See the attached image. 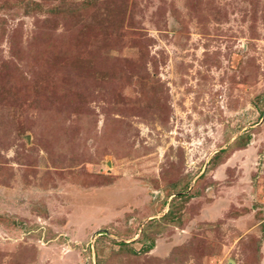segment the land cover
I'll return each instance as SVG.
<instances>
[{
  "label": "rangeland",
  "instance_id": "rangeland-1",
  "mask_svg": "<svg viewBox=\"0 0 264 264\" xmlns=\"http://www.w3.org/2000/svg\"><path fill=\"white\" fill-rule=\"evenodd\" d=\"M0 264H264V0H0Z\"/></svg>",
  "mask_w": 264,
  "mask_h": 264
}]
</instances>
